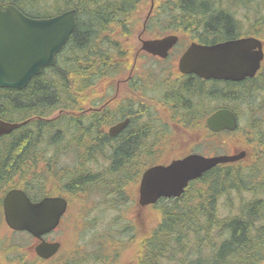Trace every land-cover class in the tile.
<instances>
[{
    "label": "trees",
    "instance_id": "obj_1",
    "mask_svg": "<svg viewBox=\"0 0 264 264\" xmlns=\"http://www.w3.org/2000/svg\"><path fill=\"white\" fill-rule=\"evenodd\" d=\"M150 1L0 0V6L12 3L25 14L36 18L51 17L73 8L78 20L54 66L33 77L24 89L0 87V118L24 123L11 134L0 138V190L7 186V179L11 182L19 173H23L20 184L30 195L33 188H44L46 183L40 178L50 177L58 179L56 181L73 194L100 190L103 196L100 210L103 214L115 209L125 212L129 206L128 212L133 214L131 209L135 207V202L128 199L132 187L129 175L136 170L134 161L145 154L149 137L143 135L141 145L136 149L106 151L105 146L102 150L104 136H96L99 128L96 129L95 125L112 120L109 116L95 117L87 122L81 120L84 117L67 116L72 110V103H75L73 84L95 83L104 75V67L116 64L115 51L128 43L131 35L130 31L117 32L116 28L125 19H139ZM174 1L177 2L175 8L165 9L163 16L175 20L181 18L183 23L168 26L170 31L190 28L192 34L199 35L201 41L208 44L243 35H255L264 42V0ZM244 22L249 25L248 29H242ZM133 24H125V27H133ZM119 33H122L121 37ZM84 87L77 90L82 92ZM258 87H264V66L251 85L255 93L254 101L261 95L264 99V91H259ZM225 89L228 88L222 87L220 91L227 97L229 94L223 92ZM190 90L199 92L193 86ZM236 92L238 95L231 96L232 100L241 102L246 98L241 90H234ZM201 95L199 92L196 97ZM83 102V96L78 95V107L83 106ZM134 124L132 132L139 139L141 130L144 134L145 126L149 125L147 122L138 127ZM258 137L259 140L257 137L255 139L263 146L264 135L259 133ZM67 143L72 145L70 150L87 143L92 149L84 153L87 156L85 162H79L75 168H67L65 172L63 167L55 168L59 163L55 157L69 151H63ZM56 146L57 149H53ZM116 146L124 147L118 144L114 148ZM100 159L109 160V166L105 167ZM88 160L99 170L95 171L92 167L84 169L82 164ZM40 161L48 165L49 174L39 169L38 174L34 173ZM259 166L264 168V163L258 165L256 170L259 173L255 170L247 174L237 172L232 176L230 173L209 172L200 180L203 185L198 186V191L193 195L188 191L179 199H164L152 205L148 210L149 224H140L138 215L126 219L124 223L120 219L121 214H118L110 219L107 227L111 229L100 232L95 241L102 244L107 236L117 246L131 248L129 264H262L264 198L258 197V194L260 191L264 194V171ZM252 177L258 181V184H254L253 199L248 204L243 203L238 213L221 216L217 208L218 199L230 198L234 188L238 190L244 186L250 190L248 185ZM50 179L46 178L47 182ZM115 232L120 234V239L116 240ZM101 257L102 261H109L104 253ZM133 258L135 262L131 261Z\"/></svg>",
    "mask_w": 264,
    "mask_h": 264
},
{
    "label": "flooded vegetation",
    "instance_id": "obj_2",
    "mask_svg": "<svg viewBox=\"0 0 264 264\" xmlns=\"http://www.w3.org/2000/svg\"><path fill=\"white\" fill-rule=\"evenodd\" d=\"M176 3L174 0H151L149 4L150 16L125 19L124 23L116 30H118L117 32L130 31V41L122 44V48L115 51L114 61L116 64H112V67H104V75L95 83L90 81L86 84L81 82L73 84L75 103H72V110L67 117H84V119L94 120L95 117L106 115L113 117L112 115L120 113L114 120H104L103 123L95 125L96 129L99 128L96 136H104L105 145L102 150L105 146H107L106 151L136 149L141 145L140 141L143 135L146 134L149 137L147 154L145 152L142 157L134 161L136 172L129 184L135 189L134 195H129V200L137 201L139 199L138 187L142 173L146 168L156 164L167 165L174 159L195 153L204 156L235 155L236 161L221 163L209 170L210 173L213 171L214 173H230L233 176L237 172L253 170L259 157V154L253 150L261 147L255 139L256 133L264 135V104L260 107L258 114H254L255 112L253 114L242 113L241 111L254 109L252 103L255 93L251 85L260 76V70L255 77H246L241 80L205 78L195 72L181 70L180 59L188 47L193 42L204 44L206 42L201 41L199 35L192 34L190 28L180 29L182 31H170L168 26L181 22L163 16V12L165 9L175 8ZM125 24L134 26L126 28ZM121 35L122 33L118 34L119 37ZM169 35H177L178 40L165 57L152 54L142 48V41L145 38L157 39ZM245 36L250 35L235 38ZM90 78L92 79V76ZM83 85L85 86L84 91L79 92L77 89ZM192 86L196 91L202 93L201 97H196L199 92L190 90ZM222 87L230 88L232 91L239 89L243 93L244 89L250 95L244 93L246 98L243 101H234L219 93L218 89ZM258 90L264 91L259 87ZM234 94L238 95V92ZM78 95H82L85 99L84 105L80 107L77 103ZM222 110H227L229 113L220 114L219 117H235L234 130L215 131L208 126L207 119L216 117L215 114ZM139 117L147 119L149 126H145L144 134L141 130L142 136L138 139L137 134L132 132V126L139 121ZM123 122H126L124 127L112 131L115 126ZM259 122L263 127L257 124ZM109 143L112 144L108 145ZM113 143L121 144L124 147L116 146L114 148ZM87 144L79 148L80 153L90 152L92 146ZM53 149H57V146ZM142 166H144L143 169ZM36 167V170H33L34 173L38 174L37 169H39L49 174V168L45 161L38 162ZM245 168H250V170H245ZM201 179L202 176L190 181L185 194L188 191L191 194L195 188H198L201 184L197 182ZM7 180V186L0 190V230H3V240L0 242V264L93 263V260L81 262L77 258L83 252L79 243L65 241L67 234L70 233L68 224L73 221L67 219L68 216H77V213L82 211L76 209L75 204L78 200L74 199V194L64 189L53 179H50L42 190L33 188L31 194H27L34 202L45 197L64 196L68 203L60 224L44 234L42 239L30 235L31 241L25 243L21 251L11 244V238L15 231L9 227L6 219L4 199L10 189H24V187L20 184L19 176H16L11 182L9 179ZM42 240L48 243L60 242V247L49 257L39 256L36 247ZM119 261L122 263L121 258Z\"/></svg>",
    "mask_w": 264,
    "mask_h": 264
},
{
    "label": "water",
    "instance_id": "obj_3",
    "mask_svg": "<svg viewBox=\"0 0 264 264\" xmlns=\"http://www.w3.org/2000/svg\"><path fill=\"white\" fill-rule=\"evenodd\" d=\"M76 10H66L47 18H34L13 4L0 7V86L25 88L44 68L55 65L56 56L67 43L76 26ZM176 35L144 40L143 49L165 57L177 42ZM264 59L261 40L245 37L212 44L192 43L180 60V69L205 78L241 80L256 75ZM208 118L213 130L235 128V117ZM24 123L0 119V137ZM126 122L115 126L119 130ZM236 156L204 157L199 154L174 160L169 165L148 168L140 183L141 206L156 203L161 197L180 196L188 182L219 163L235 161ZM67 200L45 198L33 203L22 189H11L4 199L6 219L15 230H28L35 236L51 230L65 212ZM9 206V213H8ZM57 245L41 244L40 255L48 257Z\"/></svg>",
    "mask_w": 264,
    "mask_h": 264
},
{
    "label": "rangeland",
    "instance_id": "obj_4",
    "mask_svg": "<svg viewBox=\"0 0 264 264\" xmlns=\"http://www.w3.org/2000/svg\"><path fill=\"white\" fill-rule=\"evenodd\" d=\"M144 13L141 14L139 18L143 17ZM176 21L181 22V23H175L176 25L183 23V20L181 18L177 19ZM241 27H242V29H248L249 25L247 24V22H244L241 24ZM193 29H195L194 26H193ZM262 90H264V87H262ZM223 92H226V94H229L231 92L234 93V90L232 91V90H230V88H228V89H225V91H223ZM219 93L222 94L220 89H219ZM233 93L229 94V96H227V98H230L231 96L235 97L236 94H233ZM262 97H263L262 95L257 97L255 99L256 101H254L252 103V106L254 105V109H250V110L246 109V110L241 111V112L242 113H248V114H253L254 112H255L254 114L260 113V107L262 106V104H264V99H262ZM232 98L233 97H231L230 99H232ZM241 101H243V100H241ZM119 114L120 113H118L116 115H112L113 117H111V115H109V119L114 120V119L118 118ZM81 120L84 122H87L89 119H81ZM146 122L149 125V121L147 119H142L141 117H139V121H137L135 123L137 124V127H138V126H141L143 123H146ZM263 123H264V120H263ZM257 124L259 126L263 127L261 122H259ZM258 136H259V133H256V137L259 140ZM63 146H61V147H63ZM71 146L72 145L67 143V145L65 146L66 148L63 151H68V150L69 151L63 152V153L61 152L60 156L55 157V159H57L59 162L55 168L61 169V167H63L64 171L66 172L67 168H75L77 166V163L80 162L79 164H81L82 162L86 161L87 156H85L84 153L80 154L79 148L70 150L69 147H71ZM89 160H88V162L82 164V166L84 165V169L87 168L89 170L92 167V168H95V171H98L99 170L98 166L93 165L92 163H89L90 162ZM100 162L105 167H108L110 164L109 160L106 161V160L100 159ZM259 163H264V145H263V148L260 149L259 157L257 158V162L255 163L253 170L252 171L251 170L250 171H244L243 174H247L248 172H253L256 169H258ZM91 165H93V166H91ZM261 167L262 166H259V168L263 169V171H264V168H261ZM27 172H29V171H27ZM135 172H136V170H132V172L130 173V175H129L130 180L133 178ZM17 176L21 177V176H23V173H19ZM46 178L50 179V177H43L40 179L41 180L43 179V182L47 183ZM52 178H54V177H52ZM56 180H58V179H56ZM60 184L62 187H64V185L62 183H60ZM254 184L255 185L258 184V181H256L254 179V177H252L251 180H249V185H248V187L251 188L250 190L247 187L243 186V188H242L240 186L241 188L238 190H235L236 188H234V190L232 191L233 193L230 196V198L229 197L219 198L218 202H217V205H218L217 208H219V214L221 216H226V215L231 214V213L232 214L238 213L239 210L241 209L240 207H242L243 203L248 204L253 199V197H254V193H253ZM199 187L195 188V190L192 192V195L196 192V190L198 191ZM129 193H130V191H129ZM232 196H233V198H232ZM260 196H262L264 198V194H262L261 191L258 194V197H260ZM74 199L78 200V202L75 204L77 206V208L84 206L82 208V211L84 209H87L88 207L91 209V212H89V213H85L84 215H78L77 223L74 222L73 224H70V226H71L70 233L67 234V237L65 238L66 242H72V243L77 242L81 245L83 252L81 255H78L77 258H79L81 262L93 260L92 264H114V263L119 262V260L121 258L122 259L121 264H124L125 261L128 260V258L130 257V254L132 252L131 248H125V250H122V248L120 246H117V244L112 239L108 238L107 236L104 237V241L102 242V244H100L98 241H95V239H96V237L99 236L100 232H102V231L104 232L105 230L107 231V230L111 229V227H107L110 223L111 217H115L118 214H121L120 219L124 223H126V219L130 220V218L133 219L134 217H136L137 215L130 214L129 213L130 211L128 212V209L131 206L127 207V209H126L127 211H125V212H120L119 209H115L114 211H110L106 214H103L100 210L101 206H102L101 201L103 199V196H102V193L100 190H92L90 192H86L81 196L74 197ZM194 200H197V198H195ZM148 212H149L148 209H144L143 211L140 212V214H139L140 218H139V220H137L140 224L141 223L145 224V225L149 224ZM2 233H3V230H0V242H2V240H3ZM119 235H120L119 233L115 234L116 240L121 238ZM29 241H31L30 238L26 235H23V234L14 235V238H11V244H13V245L14 244L23 245L25 243H28ZM206 242H208V241H206ZM102 253H104L106 256L109 257V261H107V262L102 261V259H101ZM134 260H135L134 258L131 259V261H134Z\"/></svg>",
    "mask_w": 264,
    "mask_h": 264
},
{
    "label": "bare ground",
    "instance_id": "obj_5",
    "mask_svg": "<svg viewBox=\"0 0 264 264\" xmlns=\"http://www.w3.org/2000/svg\"><path fill=\"white\" fill-rule=\"evenodd\" d=\"M66 10H68V9H66ZM70 10H75V9H73V8H71ZM65 11V10H64ZM64 11H62V12H64ZM75 17H76V26H77V22H78V20H77V15H76V13H75ZM76 26H75V28H76ZM74 31V30H73ZM261 42H262V49H263V52H264V42L261 40Z\"/></svg>",
    "mask_w": 264,
    "mask_h": 264
}]
</instances>
